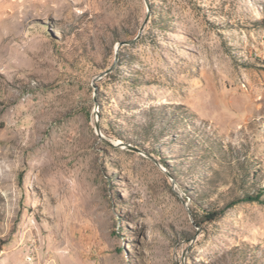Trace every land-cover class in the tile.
<instances>
[{
	"label": "rangeland",
	"instance_id": "374dc122",
	"mask_svg": "<svg viewBox=\"0 0 264 264\" xmlns=\"http://www.w3.org/2000/svg\"><path fill=\"white\" fill-rule=\"evenodd\" d=\"M146 1L0 0V264H264V0Z\"/></svg>",
	"mask_w": 264,
	"mask_h": 264
},
{
	"label": "trees",
	"instance_id": "16d2710c",
	"mask_svg": "<svg viewBox=\"0 0 264 264\" xmlns=\"http://www.w3.org/2000/svg\"><path fill=\"white\" fill-rule=\"evenodd\" d=\"M2 128H3V124L0 123V130ZM251 202H256V203L264 205V200L261 199V193L258 192V193L253 194V195H244L243 197L239 198L238 200H234V201L230 202L229 204H227L222 209L209 212L208 214H206L204 216V218L207 222H213V221L219 219L222 215H224V213L226 212L227 209H229L230 207H233L237 203H251Z\"/></svg>",
	"mask_w": 264,
	"mask_h": 264
},
{
	"label": "water",
	"instance_id": "95a60500",
	"mask_svg": "<svg viewBox=\"0 0 264 264\" xmlns=\"http://www.w3.org/2000/svg\"><path fill=\"white\" fill-rule=\"evenodd\" d=\"M145 2H146V4H147V6H148V3H147L146 0H145ZM148 11H149V9H147V12H148ZM147 20H148V16L146 17L145 22H147ZM135 40H136V39L119 43V45L116 47L115 61H116V59H117V51H118V49H119L121 46H123V45H129V44H132L133 42H135ZM113 67H114V66H111L109 69H107L106 71H104L103 73H101V74L97 77V79H100V78H102L103 76H106L107 74H109V73L113 70ZM96 129H98V125H96Z\"/></svg>",
	"mask_w": 264,
	"mask_h": 264
}]
</instances>
